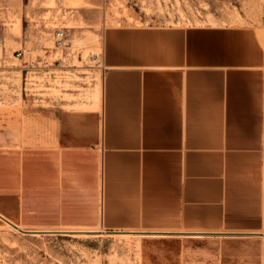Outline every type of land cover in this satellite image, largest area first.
I'll return each mask as SVG.
<instances>
[{
    "label": "crops",
    "instance_id": "0c3cea01",
    "mask_svg": "<svg viewBox=\"0 0 264 264\" xmlns=\"http://www.w3.org/2000/svg\"><path fill=\"white\" fill-rule=\"evenodd\" d=\"M103 64L46 146L0 148V220L100 227L139 240V264H264L259 31L122 28Z\"/></svg>",
    "mask_w": 264,
    "mask_h": 264
},
{
    "label": "rangeland",
    "instance_id": "374dc122",
    "mask_svg": "<svg viewBox=\"0 0 264 264\" xmlns=\"http://www.w3.org/2000/svg\"><path fill=\"white\" fill-rule=\"evenodd\" d=\"M218 26L253 27L264 39V0H0V148L46 146L64 105L96 100L111 32ZM49 54L59 62L46 74ZM73 230L93 232H62ZM100 230L40 228L38 236L0 220V264H139V240Z\"/></svg>",
    "mask_w": 264,
    "mask_h": 264
},
{
    "label": "built area",
    "instance_id": "2783aa9c",
    "mask_svg": "<svg viewBox=\"0 0 264 264\" xmlns=\"http://www.w3.org/2000/svg\"><path fill=\"white\" fill-rule=\"evenodd\" d=\"M56 45H57V48L58 49H61L62 51L67 49V44H66V32L65 30H59L57 31L56 33ZM22 54L19 53L18 56H21ZM52 57V54H49L47 56V59H46V62H45V70H46V74H49L51 72V70H53V64L55 62H59V60H56V61H53L51 62L50 61V58ZM93 60H96L98 59V57H93L92 58ZM60 65V64H59Z\"/></svg>",
    "mask_w": 264,
    "mask_h": 264
},
{
    "label": "bare ground",
    "instance_id": "6f19581e",
    "mask_svg": "<svg viewBox=\"0 0 264 264\" xmlns=\"http://www.w3.org/2000/svg\"><path fill=\"white\" fill-rule=\"evenodd\" d=\"M18 27V26H17ZM18 32H20V31H18ZM11 222V221H10ZM9 222V224H10V227H13V228H16L17 230H23V229H21L20 227H17L16 226V224L14 225V224H11ZM27 232V231H26ZM30 232H33V234H38V236L40 235L38 232L39 231H30ZM41 232V231H40ZM45 233L46 232H48V233H54V232H52V231H44ZM63 233H67V234H71V235H73V236H89L90 234H91V232H93V231H62ZM42 233V232H41ZM95 233V232H94ZM105 232H102V234H104ZM119 233V232H118ZM130 234V233H129ZM128 234V235H129ZM94 235H96V234H94ZM126 235V234H125ZM130 235H132V234H130ZM99 236V235H98Z\"/></svg>",
    "mask_w": 264,
    "mask_h": 264
}]
</instances>
